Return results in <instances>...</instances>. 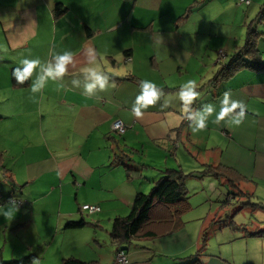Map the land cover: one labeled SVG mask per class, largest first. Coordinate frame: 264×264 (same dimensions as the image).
Segmentation results:
<instances>
[{"label": "crops", "instance_id": "1", "mask_svg": "<svg viewBox=\"0 0 264 264\" xmlns=\"http://www.w3.org/2000/svg\"><path fill=\"white\" fill-rule=\"evenodd\" d=\"M195 1L203 2L197 5ZM58 4L64 9L61 13L56 12ZM191 4L194 7L188 11ZM263 5L264 0L249 4L239 0H0V171L12 189L6 197L17 205L0 204V258L20 257L36 243L35 218L52 210L50 196L56 191L60 193L59 224L78 219L85 203L100 206L91 213H99L93 221L111 224L114 217L128 215L120 211L131 209L136 193L149 187L120 188L123 179L128 180L125 163L138 171L146 164L131 155L137 150L132 139H145L152 146L169 140L177 150L182 146L181 142L175 145L178 137L187 134L188 140L183 141L195 163L185 157L187 164L166 168L190 173L223 164L235 172L230 176L234 181L238 174L244 177L238 186L227 177L208 176L219 179L220 186L234 189L236 199L252 194L263 204L264 69L242 67L233 76L217 77L220 66L230 62L252 30L261 33L256 44L264 60V19L258 16ZM144 37L150 54L141 59L144 55L136 52ZM64 52L72 54V62L63 77L49 79L44 88L33 93L32 84H39L38 67L26 84H14L11 69L21 66L22 60L38 59L42 68H47L56 54ZM88 68L109 77L103 90L87 93L91 82L85 71ZM151 69L155 71L153 82L163 86L159 93L182 89L180 75L184 78L194 69L199 93L195 100L204 104L191 108L160 93L156 103L142 107V114L136 116L132 109ZM211 72L213 76L207 78ZM169 83L177 86L170 89ZM225 92L246 105L245 118L239 124L231 122L232 113L216 120ZM184 105L188 108L185 114L179 110ZM209 105L215 111L208 116L206 128L193 132L194 121L188 116ZM119 118L128 125L122 134L112 129V122ZM123 134L125 137L119 138ZM163 169L159 168L157 175ZM189 176L187 192L190 183L196 182L191 178L202 180L200 186L197 183L200 188L194 186L193 191L204 189L205 196L209 190L219 189H212L210 181L202 186L207 175L194 172ZM65 187L82 194L76 197L78 210L70 196L66 209H61ZM43 193H48L44 202L38 197ZM203 205L198 215L187 211L181 216L183 221H174V215L165 217L168 208L157 205L150 221L126 244L127 262L116 261L120 244L112 240L108 227L106 236L114 245L104 251L102 259L105 264H183L196 257L201 264L264 263V251L260 252L264 250V233H255L261 227L242 225L232 213L223 218V205L216 210L213 204ZM86 227L74 229H90ZM94 234L100 245L107 242L105 235L99 239L97 229ZM37 254L31 264H41Z\"/></svg>", "mask_w": 264, "mask_h": 264}, {"label": "rangeland", "instance_id": "2", "mask_svg": "<svg viewBox=\"0 0 264 264\" xmlns=\"http://www.w3.org/2000/svg\"><path fill=\"white\" fill-rule=\"evenodd\" d=\"M239 3L247 4L245 2H242L241 0H239ZM242 8L245 9L244 6ZM254 10L255 8L252 9V11ZM139 43H140V46H138V49L141 48V50L139 52H136V55L143 54L144 57H141V59H145L150 54L149 49H148L149 44L145 41V37L143 41L140 38ZM195 76L196 75H195L194 69H190V71L184 75V78L180 75L179 81L180 83L182 82L183 85H185L188 81H194ZM212 76L213 75L211 72V74L208 75L207 78H210ZM154 80H155V71L151 69V72L144 78V81H150L156 85L157 83L153 82ZM175 86L177 85H174V83H169L170 89L174 88ZM156 88L157 90H161V88L163 89V86L161 87V86L156 85ZM212 89H215V88L212 87ZM180 92H181V89H177L173 91L172 90L160 91L161 94L164 93L170 96L171 100L174 103L180 102L181 100ZM202 104H204L203 101L193 100L188 105L191 108H194V107H197L196 105H199L201 107ZM179 110L185 114L188 111V108L186 105H184ZM129 125L132 126V124H129ZM183 132L186 133V131H183ZM123 135L121 136L119 135V138L121 137L124 138L125 135L124 136ZM178 135L180 134L178 133ZM178 138H180L179 139L180 141L178 143L176 142L175 145L177 146L181 142L182 146L180 149H177V150H174L173 143L172 145H170L169 140L163 143L162 145L152 146L145 139H132L131 142L132 144H134L132 147H136L137 150L132 152L131 155L135 158V160L141 161L142 163H146V164L142 165L141 170L133 171L132 178L127 177L128 180L123 179L122 182L120 181L121 182L120 188L122 189V187L124 186L125 187L130 186L132 187V190H133V187L136 185L146 184V185H149V187H147L146 190H139V191L147 192L150 190L151 186L153 185V180L151 182L150 179H153L159 176L157 175L159 173V168H166L167 166L168 167H178V166H182L181 165L182 163L187 164L185 157H189V155H188V150L183 140L185 139L188 140L187 139L188 135L185 134L183 135V137H178ZM188 146H192L190 141H189ZM174 152L177 154L175 155ZM177 155H180L182 158L177 157ZM189 159H190L189 162L195 163V161L191 160L190 157ZM202 168L201 170H204V168L203 169ZM193 171L194 170H192L191 172ZM122 173L125 174L124 168H122ZM195 173L198 175L200 174L199 171H195ZM188 177L190 176H187L186 178ZM191 179L195 180L196 182L190 183L191 190L190 192L187 193L188 194L187 196L189 198L188 200L191 206V208L188 210L187 213H191L190 215H193V216L200 214L201 213L200 210L203 209L204 203L213 204L214 210H216L219 205L221 206L223 205L224 208L220 210V213L221 214L223 213L222 215L223 218H228V215L232 213V215L235 216L236 218L235 220L241 221L242 225L252 226L251 228L253 229H258L261 227V230H264V206L263 207L261 206L262 204L260 203L261 200L257 196H253L252 194L248 196L247 194H245L244 196L238 197L235 200L232 199L233 205L235 204L233 208L232 205H228L225 202V199L228 196L227 192L229 188H226L222 185L220 186L219 179L209 177L208 175L207 177H205L206 180L204 183H202V186H204V184L206 186L207 182L210 181L211 183H213L211 185L212 189H215V187L219 188L218 191L209 190L207 196L204 195V193L206 192V191L204 192V189H197L193 191L194 186L195 188H200V187H197V183H198V186H200L202 180H199V178H191ZM0 190L3 193L0 196V204L1 205L9 204L14 207H17L15 202L10 203L12 202L11 200L8 199L9 202L8 200L7 201L4 200L6 195L7 196L11 195L10 191L12 192V189L10 188V181L7 178H4L1 171H0ZM45 192H49V190ZM47 194L48 193H43V194L38 195V197H40V199L44 202V198L46 197ZM262 194H264V192ZM81 195L82 194H77L76 189L71 188V187L70 188L65 187L64 199L61 205V209L62 210L66 209L67 196H70V198L75 202L77 206L76 197L77 196L80 197ZM123 195H125L126 198L128 196L125 191L123 192ZM19 196L22 198V194H19ZM7 198L8 197H6V199ZM59 198H60V193L56 191L54 195L50 196V199L52 200L51 202L52 210H49L46 214H42V216H38V218H35L37 221V227L34 230V237H37V238L41 237L42 240L41 239L39 240L36 238V243L33 244L32 247H30L25 253H22L19 256H22L23 254H27V252L29 253V252L34 251L36 254L37 253L39 254V261H42L41 264H60L61 259L63 257H71V256H75V257H78L82 260L89 261V262L98 261L99 262L98 264H105L106 262L102 259L104 251H106L107 248L114 245V242H112L110 236H106V233H107L106 231L108 227H109V230H111L112 222L110 224L109 221H93V218H95V216L97 218L99 213L94 215V214L88 213L87 211L81 210V211H78L79 212L78 219L76 217V218H72L71 220H79L81 218H84L85 220H88V224L86 228H90V229L82 231V230H77L74 228H69L66 226V224L68 223V221H71L70 219H66L65 221H63V224H59L57 220L58 216L56 214L60 206L58 202ZM131 200H133V197ZM240 205L243 206V208L237 209L235 211L234 209ZM77 210H78V206H77ZM130 210L131 209H128L126 211H120L121 212L120 214H128ZM2 216H3V212L1 210L0 219L2 218ZM48 222L50 223L51 227L48 226L49 225ZM254 224L258 225L259 227L257 228L253 226ZM95 229H97V233L100 234L99 239L100 238L103 239L105 235L107 239L106 243L100 245L95 240V234H94ZM210 243H213V242L210 241ZM252 251H255V250H252ZM262 251L264 250L260 249V252ZM11 258H14V257H11ZM253 260H255V256H253ZM256 262L259 264L261 263L259 260H256ZM110 263L111 262H109L108 264Z\"/></svg>", "mask_w": 264, "mask_h": 264}, {"label": "trees", "instance_id": "3", "mask_svg": "<svg viewBox=\"0 0 264 264\" xmlns=\"http://www.w3.org/2000/svg\"><path fill=\"white\" fill-rule=\"evenodd\" d=\"M252 0H250L251 3ZM203 1L199 2L195 1V4H200ZM264 6V5H263ZM194 7V4L188 6V11H191ZM264 8V7H263ZM64 9L61 7V4L57 5L56 12L61 13ZM187 12V11H186ZM186 13L182 16L185 17ZM258 16L264 19V10H260L258 12ZM252 35L249 33V37H247L245 45L239 49V51L234 54L229 63H225L220 66V70L217 73L218 76L229 77L233 76L236 71H238L242 67H259L264 69V60L262 59V51L257 47L256 40L261 35L258 30H252ZM20 66H13L11 69L12 80L14 84H18L13 76V71L15 68ZM30 79V78H29ZM26 80L23 84H26L28 81ZM118 133L117 131L113 130ZM123 161V158L120 159ZM0 163H1V155H0ZM126 172L129 178L133 177V171H138L137 168L126 165ZM141 170V168H139ZM161 174L153 179V185L150 190L147 192L138 191L134 197L132 208L128 215L124 216H116L114 217L112 224L110 235L114 242L120 244L119 250H124L126 244L131 242V238L135 236L143 227L145 221H150L151 213L153 209L157 205H163L168 208V216H175L174 221H183L181 216L184 215L190 208L187 186H186V177L189 175H193L194 172L186 173L182 169L177 168H165L161 170ZM235 174V172L228 166L220 164L218 166L208 165L204 168L199 174V176H215V177H227L230 183L233 186H238L240 179L244 178L241 175H236L235 181L237 183H232L234 179H231L230 176ZM234 181V182H235ZM228 198L225 199L226 203H233L232 198L236 199L238 193L229 188L228 189ZM13 201V198H7V200ZM262 203V202H260ZM241 206V205H240ZM240 206H238L240 208ZM263 207L264 205L261 204ZM82 211H84L81 208ZM88 224V221L84 218L79 220H71L66 224L69 228H80ZM264 230H258L255 233L262 234ZM36 258L35 252H29L17 258L11 259H3L0 258V264H31ZM201 260L196 257L188 260L183 264H201ZM98 261H85L78 257H63L61 259L60 264H98Z\"/></svg>", "mask_w": 264, "mask_h": 264}, {"label": "clouds", "instance_id": "4", "mask_svg": "<svg viewBox=\"0 0 264 264\" xmlns=\"http://www.w3.org/2000/svg\"><path fill=\"white\" fill-rule=\"evenodd\" d=\"M53 59L54 63L50 62L47 68H42L41 61L38 59L22 60L21 66L15 68L13 71L16 82L18 84H23L32 76L34 70L39 67V72L37 74L39 84H32L31 86V91L36 93L45 87L49 79L56 80L63 77L68 70V65L72 62V54L70 52L56 54ZM85 71L90 74L91 79V82L87 85L88 94H93L96 89L103 90L108 84L109 77L104 73L98 72L95 68H88ZM40 72L43 74L39 75ZM195 85L194 81H188L182 86L180 99L186 104H190L199 95L195 90ZM159 96L160 93L157 91L154 83L143 81L141 83V94L137 96L132 111L136 116H140L142 114L141 108L156 103ZM234 109H238V111L233 112ZM214 111V107L209 105L202 112L189 115L188 119L194 121L191 125L192 131L197 132L205 129L208 116ZM245 111L246 105L243 100L232 98L228 92H225L221 100L220 110L216 113V120L219 121L221 118L225 117L226 114L232 113L231 122L239 124L245 118Z\"/></svg>", "mask_w": 264, "mask_h": 264}, {"label": "built area", "instance_id": "5", "mask_svg": "<svg viewBox=\"0 0 264 264\" xmlns=\"http://www.w3.org/2000/svg\"><path fill=\"white\" fill-rule=\"evenodd\" d=\"M247 4L250 3V0H241ZM112 129L119 132V134L124 133L128 129V125L122 119H115L112 122ZM82 209L93 213L100 210V206L97 204L85 203L82 205ZM116 261L117 262H127V255L124 250L116 251Z\"/></svg>", "mask_w": 264, "mask_h": 264}, {"label": "bare ground", "instance_id": "6", "mask_svg": "<svg viewBox=\"0 0 264 264\" xmlns=\"http://www.w3.org/2000/svg\"><path fill=\"white\" fill-rule=\"evenodd\" d=\"M81 208H82V206H81Z\"/></svg>", "mask_w": 264, "mask_h": 264}]
</instances>
